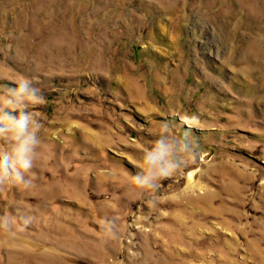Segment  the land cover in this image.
<instances>
[{
  "label": "rangeland",
  "instance_id": "374dc122",
  "mask_svg": "<svg viewBox=\"0 0 264 264\" xmlns=\"http://www.w3.org/2000/svg\"><path fill=\"white\" fill-rule=\"evenodd\" d=\"M21 78L42 143L0 213L33 223L0 264H264V0H0V85ZM185 114L199 155L149 209L134 164Z\"/></svg>",
  "mask_w": 264,
  "mask_h": 264
},
{
  "label": "clouds",
  "instance_id": "9594fccd",
  "mask_svg": "<svg viewBox=\"0 0 264 264\" xmlns=\"http://www.w3.org/2000/svg\"><path fill=\"white\" fill-rule=\"evenodd\" d=\"M11 85H0V190L11 185L27 191L33 185L29 174L42 143L41 125L27 107L43 104L45 98L27 78L14 80ZM197 119L188 114L179 116L178 123L162 119L154 140L142 150L139 162L134 164L137 171L131 176V183L153 193L146 201L149 209L162 201L155 195L160 183L186 168L199 155L198 145L191 138V128L197 125ZM178 128H183V132L178 133ZM187 194L185 190L167 199L175 200ZM32 223V215L23 207H17L15 215L7 211L0 213V230L7 233L28 228ZM110 226L109 221L100 224L102 231H109Z\"/></svg>",
  "mask_w": 264,
  "mask_h": 264
}]
</instances>
